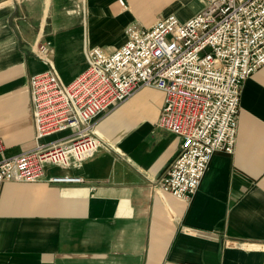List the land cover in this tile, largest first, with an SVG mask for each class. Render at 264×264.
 <instances>
[{
	"label": "crops",
	"instance_id": "1",
	"mask_svg": "<svg viewBox=\"0 0 264 264\" xmlns=\"http://www.w3.org/2000/svg\"><path fill=\"white\" fill-rule=\"evenodd\" d=\"M126 2L121 13L118 0H0V159L36 146L30 81L48 67L35 42L51 43L71 82L87 67V48L113 53L128 26L162 17L149 5L163 0ZM163 106L160 90L141 89L97 119L91 165L48 172L84 185L6 181L0 264H264V65L244 81L234 153L213 156L190 202L161 189L181 146L156 126Z\"/></svg>",
	"mask_w": 264,
	"mask_h": 264
},
{
	"label": "built area",
	"instance_id": "2",
	"mask_svg": "<svg viewBox=\"0 0 264 264\" xmlns=\"http://www.w3.org/2000/svg\"><path fill=\"white\" fill-rule=\"evenodd\" d=\"M205 5L182 21L175 14L149 27L132 24L113 53L85 50L87 67L71 82L60 77L51 43L38 39L34 55L47 70L31 77L34 149L0 159V197L6 181L84 185L79 175L49 170L83 169L100 146L97 119L143 88L163 93L156 126L181 141L161 189L190 202L218 153L233 154L244 81L264 65V0H199ZM127 13L126 0H118ZM62 139L45 143L53 135ZM0 144V154H3Z\"/></svg>",
	"mask_w": 264,
	"mask_h": 264
},
{
	"label": "rangeland",
	"instance_id": "3",
	"mask_svg": "<svg viewBox=\"0 0 264 264\" xmlns=\"http://www.w3.org/2000/svg\"><path fill=\"white\" fill-rule=\"evenodd\" d=\"M181 5L183 12L179 14L177 10H179ZM204 7L205 5L201 4L199 0H163L161 4L149 5V11L157 17H163L169 14H175L177 16L179 14V18L184 20L195 12L197 14L199 11L203 10Z\"/></svg>",
	"mask_w": 264,
	"mask_h": 264
}]
</instances>
